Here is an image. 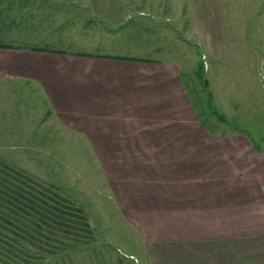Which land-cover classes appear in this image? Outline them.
Listing matches in <instances>:
<instances>
[{
	"label": "rangeland",
	"instance_id": "1",
	"mask_svg": "<svg viewBox=\"0 0 264 264\" xmlns=\"http://www.w3.org/2000/svg\"><path fill=\"white\" fill-rule=\"evenodd\" d=\"M0 43L176 61L201 118L219 125L210 94L228 123L264 148V0H0ZM46 99L31 80L0 79V264H94L96 249L106 257L116 250L121 264L137 250L136 238L110 203L82 202L103 185L93 161L49 153L68 151L76 139ZM36 183L69 203H44ZM80 206L93 233L79 218L73 223Z\"/></svg>",
	"mask_w": 264,
	"mask_h": 264
},
{
	"label": "crops",
	"instance_id": "2",
	"mask_svg": "<svg viewBox=\"0 0 264 264\" xmlns=\"http://www.w3.org/2000/svg\"><path fill=\"white\" fill-rule=\"evenodd\" d=\"M0 79L39 85L75 137L49 153L94 162L103 185L82 202L110 203L131 228L121 264H264V148L200 117L180 63L0 47ZM112 251L94 264H118Z\"/></svg>",
	"mask_w": 264,
	"mask_h": 264
},
{
	"label": "trees",
	"instance_id": "3",
	"mask_svg": "<svg viewBox=\"0 0 264 264\" xmlns=\"http://www.w3.org/2000/svg\"><path fill=\"white\" fill-rule=\"evenodd\" d=\"M0 47H10V45H8L6 43H0ZM33 50H40V49L34 47ZM203 72H204V66L201 65L200 69L197 70V74L199 76H202ZM208 97H209L208 98V106L211 108L212 112L217 116V118L220 121L228 123V120H227L225 114L221 113L219 111L218 107L213 103V96L209 94ZM230 124H231L232 127L239 128L238 126H235L231 122H230ZM2 164H4V163H2ZM4 166L8 167L9 165L5 164ZM19 174H21V176H23L27 180H33V179L30 178V176L24 175L23 172H21V173L19 172ZM36 184L38 186L37 192L40 193L41 196L43 197V202L44 203L50 204V203H47L46 201H44V200H46V198H49V199L52 198L55 201V205H57L58 207H61V206L66 207V204L69 203L68 199L64 195L58 193L53 187H50V186H47L45 184L40 183L42 185V187H41V185H39L38 183H36ZM19 188L21 189V187H19ZM30 194H31L30 201L32 203H34V196H36V194L34 193V191H31ZM52 206H54V205H50L49 207H52ZM58 210L60 211V214H63L62 211H61L62 210L61 208H59ZM73 210H76V212H77V213H75L76 215H75V218L73 219V223L74 224L77 223V218H79L81 220L82 224L84 225L85 229L88 230V232L93 233V229L91 228L90 224L87 222L86 215H83V213H82V212H84L83 209L80 208V207H78V208L75 207V209H73ZM70 214L73 215L70 212H65L64 215L67 218H70L71 217Z\"/></svg>",
	"mask_w": 264,
	"mask_h": 264
}]
</instances>
